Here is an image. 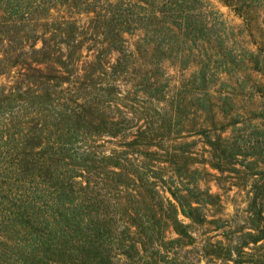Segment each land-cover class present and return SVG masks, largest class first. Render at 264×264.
<instances>
[{
    "label": "trees",
    "instance_id": "16d2710c",
    "mask_svg": "<svg viewBox=\"0 0 264 264\" xmlns=\"http://www.w3.org/2000/svg\"><path fill=\"white\" fill-rule=\"evenodd\" d=\"M216 1L0 0V264H264V0Z\"/></svg>",
    "mask_w": 264,
    "mask_h": 264
},
{
    "label": "rangeland",
    "instance_id": "374dc122",
    "mask_svg": "<svg viewBox=\"0 0 264 264\" xmlns=\"http://www.w3.org/2000/svg\"><path fill=\"white\" fill-rule=\"evenodd\" d=\"M209 1L212 3V6L221 13L223 19H225L226 21L230 23H236L233 17L228 13L227 9L222 7L216 0H209ZM211 190L215 191V187L213 186V184H211ZM230 209L231 208L228 207V211H230Z\"/></svg>",
    "mask_w": 264,
    "mask_h": 264
}]
</instances>
